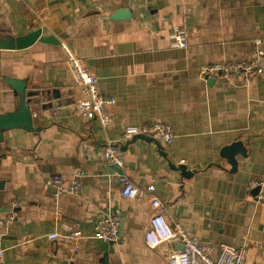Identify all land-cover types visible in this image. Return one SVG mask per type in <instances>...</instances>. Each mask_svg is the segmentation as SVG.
<instances>
[{"label":"crops","instance_id":"crops-1","mask_svg":"<svg viewBox=\"0 0 264 264\" xmlns=\"http://www.w3.org/2000/svg\"><path fill=\"white\" fill-rule=\"evenodd\" d=\"M121 9L131 17L113 19ZM175 28L188 47L170 46ZM37 29L60 44L0 49V114L20 101L5 78L27 81L35 127L0 141V264H104L105 256L107 264H168L172 246L149 248L144 238L158 212L153 196L171 224L186 226L214 256L247 235L248 262L264 264V203L250 189L264 177V74L201 75L204 65L253 57L255 41L264 43V0H0V37ZM63 44L96 75L101 94L116 99L106 129L76 110ZM153 120L174 128V141L162 144L167 157L154 142L124 138L126 127ZM237 141L249 153L236 156L232 172L221 152ZM109 143L132 181L154 185L153 194L122 196V171L104 158ZM170 163L197 173L185 178ZM77 173L82 190L56 196L49 180L71 182ZM109 212L121 215L117 241L94 239ZM53 233L80 235V249Z\"/></svg>","mask_w":264,"mask_h":264},{"label":"built area","instance_id":"built-area-1","mask_svg":"<svg viewBox=\"0 0 264 264\" xmlns=\"http://www.w3.org/2000/svg\"><path fill=\"white\" fill-rule=\"evenodd\" d=\"M170 46L173 48L188 47V40L183 29L175 28L170 36ZM253 57L247 60L212 63L204 65L201 69L203 77L224 74L227 77L235 76L239 79L252 78L257 74H264V43L262 40L255 41ZM66 54V63L73 74L74 86L78 92L75 107L78 113L88 122L98 121L103 128H107L112 122L109 108L116 104L115 98L104 97L99 89L96 75L85 64L84 60L76 56L70 48L62 45ZM144 135L157 139L161 144H171L174 141L175 131L172 125L153 120L141 125H130L124 131V138L131 139L134 136ZM104 158L110 164L118 167L122 172L120 182L122 185V196L135 199L146 194H153L154 185L138 187L129 176L130 170L124 155L118 146L109 143L104 150ZM83 173H77L76 178L71 182L64 181L62 176H57L49 180V185L54 188L55 195L64 193L78 194L82 190L80 177ZM260 188L256 195L257 201L264 203V177L260 180H252L250 189ZM151 205L158 211L150 220V226L145 232L144 238L149 248H156L162 244H170L172 251L168 258V264H261L253 260L248 262V251L250 240L245 235L239 245L222 243L217 255H213L212 247L203 242L198 236L181 223L171 224L166 215L159 211L163 203L153 196ZM122 225L120 213L109 212L102 216L95 226L94 239L104 242L117 241ZM50 239H58L67 242L75 250L81 247L83 240L80 235L71 233L61 235L53 233ZM176 244L182 245V249L175 248ZM264 251V241L260 242ZM3 251L0 250V257Z\"/></svg>","mask_w":264,"mask_h":264},{"label":"water","instance_id":"water-1","mask_svg":"<svg viewBox=\"0 0 264 264\" xmlns=\"http://www.w3.org/2000/svg\"><path fill=\"white\" fill-rule=\"evenodd\" d=\"M129 17H131V12L126 9H121L118 12H116L115 15L112 16L113 19H126ZM38 41H44L46 43L53 45L60 44V41L57 40L54 36L44 37L42 35V30L37 29L28 34L18 37L12 35L1 36L0 49L22 51L33 46ZM5 81L10 86V88L13 89L15 95L19 96L20 101H19V107L15 111L10 113L0 114V141L3 139L4 132L12 129L23 128L27 131H35L34 114L31 107L33 102H31V100L28 99L29 97L31 98L33 94L29 93L27 90V85H28L27 81H23L17 78H8V77L5 78ZM137 139H144L150 142H154L157 145L160 152L163 153L165 157H167L166 154L163 152V145L157 139L147 137L144 135H138V136H134L131 142H134ZM248 153L249 151L246 148L245 143L242 141H237L223 148L221 152V156L227 160L228 164L231 166V171L236 172L239 166V161L237 160L236 156L241 155L243 158H247ZM170 167L173 170L181 171L182 176L185 178H191L194 176V174L197 173V171L189 170L187 166L184 164L175 166L170 163ZM259 191L260 188L255 189L256 195L258 194ZM176 248L182 249L183 247L180 244H176ZM104 264H107L106 256H105Z\"/></svg>","mask_w":264,"mask_h":264},{"label":"rangeland","instance_id":"rangeland-1","mask_svg":"<svg viewBox=\"0 0 264 264\" xmlns=\"http://www.w3.org/2000/svg\"><path fill=\"white\" fill-rule=\"evenodd\" d=\"M251 255V250H249V252H248V257Z\"/></svg>","mask_w":264,"mask_h":264}]
</instances>
